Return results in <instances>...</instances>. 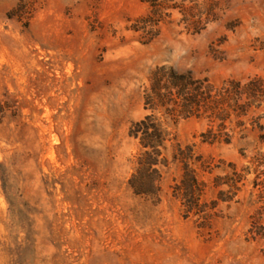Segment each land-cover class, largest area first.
<instances>
[{
	"label": "rangeland",
	"instance_id": "1",
	"mask_svg": "<svg viewBox=\"0 0 264 264\" xmlns=\"http://www.w3.org/2000/svg\"><path fill=\"white\" fill-rule=\"evenodd\" d=\"M166 4L145 45L134 28L146 0H0V264H264V240L251 235L254 175L207 228L173 196V164L158 198L129 187L139 153L129 130L146 115L156 67L217 86L264 76V0ZM182 4L205 14V30L186 28ZM255 116L263 130L230 145L205 143L196 119L173 133L210 164L212 186L230 163L264 154V106Z\"/></svg>",
	"mask_w": 264,
	"mask_h": 264
},
{
	"label": "trees",
	"instance_id": "2",
	"mask_svg": "<svg viewBox=\"0 0 264 264\" xmlns=\"http://www.w3.org/2000/svg\"><path fill=\"white\" fill-rule=\"evenodd\" d=\"M169 1L175 0L162 3L146 0L151 12L134 28L135 32L149 36L143 44H151L159 36L158 26L167 16L165 11L170 7L166 2ZM178 7L174 4L171 8ZM181 8L185 15L182 22L189 31L199 34L206 29L205 14L196 13L197 6L187 8L182 4ZM143 99L146 115L129 130L130 138L139 145L135 171L129 180L133 193L158 198L163 169L173 164L180 171V177L174 180L173 196L181 202L187 217H197L201 227L207 228L217 216L220 204L235 203L248 177L254 175L251 185L256 192L258 210L251 218V235L264 240V154L255 155L249 166L230 163L224 175L216 176L211 186L203 178L204 174L213 173L210 164L194 147L182 146L173 133L180 121L196 119L206 123L207 129L202 134L205 143L230 145L236 136L251 128L263 130L261 117L255 114L264 106V76L227 80L217 86L209 78H198L191 71L183 73L174 67L158 66L144 86ZM212 189L218 192L209 201Z\"/></svg>",
	"mask_w": 264,
	"mask_h": 264
}]
</instances>
